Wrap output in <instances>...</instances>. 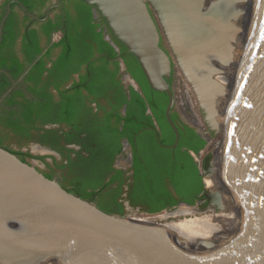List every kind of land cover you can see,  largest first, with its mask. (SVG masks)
Instances as JSON below:
<instances>
[{"label":"water","instance_id":"water-1","mask_svg":"<svg viewBox=\"0 0 264 264\" xmlns=\"http://www.w3.org/2000/svg\"><path fill=\"white\" fill-rule=\"evenodd\" d=\"M83 1L137 61L150 89L167 95L171 149L179 140L172 70L182 73L214 132L210 139L197 131L214 143L209 169L200 172L203 199L180 202L173 212L189 211L167 209L169 216L230 212L228 200L242 211L244 228L230 233L214 219L197 220L177 237L160 223L102 211L0 147V264H264V0ZM214 174L222 189L206 186Z\"/></svg>","mask_w":264,"mask_h":264},{"label":"flooded vegetation","instance_id":"flooded-vegetation-1","mask_svg":"<svg viewBox=\"0 0 264 264\" xmlns=\"http://www.w3.org/2000/svg\"><path fill=\"white\" fill-rule=\"evenodd\" d=\"M24 1L26 5L21 0H0V42L3 26L9 19L10 14L13 15L12 20H9V27L15 36L12 45L9 44L0 49V60H10L13 56L18 58L19 63L23 64V74L19 76L20 78L24 77L35 62V60L29 62L26 59L28 53L25 52V42L23 41L26 26L35 30L41 49L36 58L44 56V66L48 70L57 59L60 48L50 49L48 56L45 55L46 51L52 44L59 42L63 34L60 30L55 31L49 38L42 25L48 19L53 24L57 22L64 25L73 24L76 21L80 5V0ZM92 19L95 24H100L96 31L101 32L104 41L105 36L109 38L111 43L105 42L117 54L114 58H110L107 67L95 62L93 74L96 81L91 86L93 92L89 93L83 87L73 88L74 84H80V78L85 75L87 69L86 65L81 66L78 72L72 73L66 81H62L59 77L61 73L57 74V78H55L53 75L50 76V72L43 71L39 83L36 84L39 89L38 93H42V96L45 87H48L47 90L56 104L61 101L63 95H70V116L65 117L67 121L60 119L61 109L55 104H53L54 106L51 105L47 111L32 107L30 118L19 117L20 111L29 114L26 111L30 110L29 99L32 95L26 90L23 92V98L16 97V100L22 104L26 102L23 100L27 99L24 106L16 102L10 107L3 106V100L12 91L15 81L4 70H0V73L8 76L11 80V86L7 89L10 91L0 103V147L22 161L30 163L45 177L56 180L66 190L73 189L75 186L81 188V185L87 186V191L96 193L93 201L90 202L104 212H106L104 208L110 207L111 211L106 213L120 216L130 215L131 213L144 214L149 209L148 204L137 199L139 202L134 205L130 199L131 187L134 183L135 155L137 157V153L139 154L138 158L143 166L141 168L145 172L153 171L156 167L162 169L165 161L162 154L158 153L161 159L158 156H153L151 157L153 163H151L147 157L153 153L152 144L150 147L146 135L141 137L139 141H137V136L142 132H153L161 150H171L172 156L177 146L175 149H171L174 143L165 145L160 143L159 138L156 139V134L159 137L160 129L150 108L146 110L145 116H150L152 125L134 134L133 143L127 137L119 135L123 129V118L126 116L127 103L131 99V92H136L137 95L142 96L143 93L140 85L131 77L129 72L136 70V66L132 62L133 56L114 38L100 15L97 18H93L92 15ZM122 47L125 50L122 51ZM101 56L95 53L92 61ZM115 61H117V66L114 64ZM53 80L58 83V89L52 83ZM167 82L173 89L176 100L172 112L176 115L175 120H172L176 128L181 129L183 132L186 129L191 130L200 139L202 137L198 135L197 131L201 132L206 138H213L214 132L209 130L203 120L201 109L198 105L195 106L192 99L189 98L188 91L184 90L176 75V70L171 71ZM47 83L50 84L46 85ZM177 89H180V91ZM67 90L69 91L65 94L62 93ZM165 96L167 98L166 94ZM153 100L160 103L162 97L153 98ZM57 119L59 120L57 121ZM45 120L47 121L45 122ZM186 135L190 139L191 136ZM204 142V147L197 153L191 150L187 151L193 162L197 159L198 166L196 167L199 176L200 172L208 171V164L212 158L211 151H206L207 142ZM141 168L139 169L140 174L142 173ZM117 173H120L119 178L111 182V179ZM202 194L203 189L195 196L193 205L201 202L203 199ZM180 202L182 201H178L177 205ZM118 204L122 208L121 213L118 212ZM207 207L208 204L205 202L199 205L201 210Z\"/></svg>","mask_w":264,"mask_h":264},{"label":"trees","instance_id":"trees-1","mask_svg":"<svg viewBox=\"0 0 264 264\" xmlns=\"http://www.w3.org/2000/svg\"><path fill=\"white\" fill-rule=\"evenodd\" d=\"M21 2L26 5L24 0H21ZM12 15L13 14L9 15V19L3 26L0 49L9 44L12 45L14 41L15 36L9 27V20H12ZM92 15L91 7L86 5L83 0H80L76 21L73 24L64 25L61 22L53 24L51 20L48 19L42 25V28L45 29L47 37L49 38L55 31L60 30L63 34L61 40L52 44L46 51L45 55L48 56L50 49L56 47L60 48V53L57 59L52 63L51 68L48 70L44 66V56L39 57L38 59L36 58V55H38L41 51L36 32L34 29H29V26H26V31L23 36V41L25 42V52L28 53V57L26 59H28L29 62L33 60H35V62L24 77L20 78L19 76L23 74V64L21 65L19 63L18 58L13 56L10 60H0V70H4L8 73V76L15 81V86L12 91L3 100V106L5 105L10 107L15 102L24 106L27 99L23 100L26 102L22 104L16 100V97L23 98V92L26 90L32 95L29 99L30 110L26 111L29 114L21 113L22 111H20V114L18 115L19 117L22 116L26 119L30 118L32 107L47 111L51 105L55 104L61 109V112L59 113L60 119L67 121L65 117L70 116V95H63L61 97V101L56 104L53 102V97H51L50 92L47 90L48 87H45L44 95L42 96V93H38L39 89L36 87V84L39 83V78L41 77L43 71L50 72V76L53 75L55 78H57V74L61 73L59 77L62 81H66L70 78L72 73L78 72L81 66L86 65L87 69L85 75L80 78V84H74L73 88L76 89L77 87H83L87 92H93L91 86H93L96 81V77L93 74L95 62L107 67L110 58H114L117 54L113 51V48L103 40L101 32L96 31V28L99 27L100 24H95L93 22ZM123 50H125L124 47H122V51ZM95 53L102 56L92 61ZM132 59L134 66H136V70L129 72L131 77L140 85L143 96L137 95L136 92H131V99L127 103L126 116L123 118V129L119 135L127 137L128 140L133 143L134 134L147 126L152 125L150 116H145L146 110L150 108L160 129V143L171 145L175 141V135L169 127L164 115L167 98L165 94H160L150 89L137 64V61L134 58ZM114 64L117 66V61H115ZM8 76L0 73V96L11 86V80ZM52 83L55 85V88L58 89V83H56L55 80H53ZM49 84L50 83H47L46 85ZM68 91L69 90L62 93L65 94V92ZM157 97H162L160 103H156L153 100V98ZM175 118L176 115L172 114L171 119L174 121ZM58 120L59 119H57V121ZM46 121L47 120H45V122ZM178 132V145L174 150L173 156L170 153L171 150H161L160 145L155 140V134L153 132H142L137 136V141H139L141 137L146 135V138L150 143V147L152 144L153 153L151 156L147 157L151 163H153L151 157H160V154L158 153L162 154L165 161V165L162 169L156 167L153 171L145 172L144 170L142 171L143 166L138 158L139 154L137 153V157L135 155L134 183L131 187L130 199L133 201L134 205H136L139 201L143 203L146 202L149 206V209L147 210L148 214H157L166 209H173L177 206L178 201L193 205L195 203V196L203 189L201 176L198 175V168L187 151L191 150L192 152L197 153L204 147L205 142L191 130L186 129L185 132H183L181 129H178ZM186 134L191 136V140ZM140 168L142 171L141 174L139 173ZM119 176L120 173H117L111 179V182L118 179ZM166 179L168 181L167 183ZM81 186L82 188L75 186V188L67 191L84 200L93 201L96 193H94V191H87V186ZM169 187L173 189L175 196L172 195ZM137 196H139V198H137ZM104 209L106 212L111 211L110 207ZM118 212H122V208L119 204Z\"/></svg>","mask_w":264,"mask_h":264},{"label":"bare ground","instance_id":"bare-ground-1","mask_svg":"<svg viewBox=\"0 0 264 264\" xmlns=\"http://www.w3.org/2000/svg\"><path fill=\"white\" fill-rule=\"evenodd\" d=\"M221 144L217 149L220 151ZM216 174V173H215ZM211 177L205 178V184L209 189H218L223 188L222 180L219 175H215ZM218 174V173H217ZM220 174V173H219ZM230 213L229 214H211V215H204L201 217H193V218H185L179 222L171 223L169 225H165L172 233H174L177 237H180L181 234L194 222L197 220H215L220 228L233 233V232H241L244 228V215L242 214L241 210L233 205L230 201H226ZM188 209L181 208L179 211L171 213V215H175L177 213H186ZM167 215L169 216L170 213Z\"/></svg>","mask_w":264,"mask_h":264},{"label":"rangeland","instance_id":"rangeland-1","mask_svg":"<svg viewBox=\"0 0 264 264\" xmlns=\"http://www.w3.org/2000/svg\"><path fill=\"white\" fill-rule=\"evenodd\" d=\"M163 44L165 45V42L164 41H163ZM176 75L179 78L180 83L183 85L184 90L188 91L189 98H191L192 101H193V103L195 104V106H197L198 104H197L196 98H195L192 90L190 89L189 85L187 84V82L183 78L182 73L178 69L176 70ZM177 90L180 91V89H177ZM213 148H214V143L213 142L212 143L210 142L208 144L207 148H206L207 149L206 151L207 152H210V151L212 152L213 151ZM174 210L175 209L173 208V210L171 209V211H169V212H173ZM169 212L166 211V210H164V211L158 213V214H160L159 215V219H158V222L160 224H162V225H169V224H171L173 222L174 223L179 222V221H181V220H183L185 218H193V216H180V217L179 216H176V217H170V216L167 215V213H169ZM229 213L230 212H226V213H222V214H229ZM135 214H137V213H131L128 216H132V215H135ZM206 215H210V214L207 213ZM197 217H201V216H197Z\"/></svg>","mask_w":264,"mask_h":264},{"label":"built area","instance_id":"built-area-1","mask_svg":"<svg viewBox=\"0 0 264 264\" xmlns=\"http://www.w3.org/2000/svg\"><path fill=\"white\" fill-rule=\"evenodd\" d=\"M159 215L160 214H148V213H144V214H135L132 215L130 217L135 218V219H139V220H144V221H150V222H155V223H159L158 219H159Z\"/></svg>","mask_w":264,"mask_h":264}]
</instances>
